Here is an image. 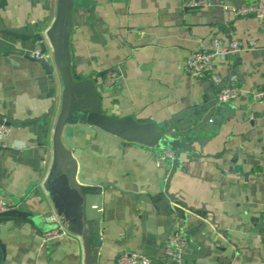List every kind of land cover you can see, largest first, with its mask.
<instances>
[{
	"label": "crops",
	"instance_id": "crops-1",
	"mask_svg": "<svg viewBox=\"0 0 264 264\" xmlns=\"http://www.w3.org/2000/svg\"><path fill=\"white\" fill-rule=\"evenodd\" d=\"M209 1L213 6L205 8L187 7V0L75 3L74 64L81 74L99 76L104 111L149 119L182 138L208 139L192 147L198 157L184 155L182 170L171 180L170 192L192 208L180 214L168 209L158 191V180L167 174L161 156L106 137L82 143L90 149L83 155L86 176H108L122 185L101 198L105 264L125 251L142 252L151 264H173L164 256V245L176 228L189 239L186 264H264V99L249 95L264 87V19L239 17L220 6L255 0ZM55 9V2L0 0V26L21 28L46 17L50 26ZM213 36L236 37L247 46L217 59L206 76H189L188 56ZM38 49L35 41L0 31V115L28 120L53 106V82L30 57ZM110 69L119 76L107 87L101 75ZM232 76L244 95L220 103L217 79L226 83ZM3 141L0 197L12 204L48 175L52 134L39 125L11 127ZM50 228L38 234L28 224L3 223V264H86L82 237L72 232L47 237Z\"/></svg>",
	"mask_w": 264,
	"mask_h": 264
},
{
	"label": "water",
	"instance_id": "water-1",
	"mask_svg": "<svg viewBox=\"0 0 264 264\" xmlns=\"http://www.w3.org/2000/svg\"><path fill=\"white\" fill-rule=\"evenodd\" d=\"M27 1L41 4L55 2L52 24L47 26L46 17L21 28L0 26V31L25 43L35 41L39 44L42 56L30 57L40 64L53 82L51 98L54 103L42 116L28 120L1 114L0 124L10 128L39 125L45 133L51 131L53 162L48 175L33 183L31 189L35 186L34 190L15 198L11 208L0 212V234L1 225L7 222L28 224L38 234L50 225V231L57 226L48 221L51 210H54L70 232L82 237L86 264H105L100 255L101 198L104 191L109 188L122 190V185L111 183L108 176L96 179L86 176L83 155L90 149L82 143L92 144L99 137H106L120 145L148 148L161 156L167 174L158 180V191L167 201L168 209L180 214L192 208L177 193L170 192L171 180L177 170H182L184 155L198 157L199 152L192 147L195 144L204 145L208 139L202 136L182 138L149 119L118 118L107 114L103 108L102 92L98 88L99 76L81 74L74 64V47L70 37L74 29L73 10L78 0ZM49 46L51 53L48 55ZM106 72L101 75L102 81ZM2 149L0 143V151ZM45 207L49 210L42 211ZM119 257L113 264H120ZM5 259L6 245L0 236V264Z\"/></svg>",
	"mask_w": 264,
	"mask_h": 264
},
{
	"label": "built area",
	"instance_id": "built-area-1",
	"mask_svg": "<svg viewBox=\"0 0 264 264\" xmlns=\"http://www.w3.org/2000/svg\"><path fill=\"white\" fill-rule=\"evenodd\" d=\"M187 7L205 8L213 6L209 0H187ZM220 6L239 17L255 16L264 19V0H255L252 2H244L239 4L221 3ZM246 44L232 37L230 40H224L219 36H213L208 44L201 46L199 49L190 53L185 63L184 69L186 73L193 78L204 77L213 71L215 61L217 59L226 60L239 53L246 48ZM34 57L42 56L40 49L34 52ZM118 71L110 69L106 72L105 86H112L118 79ZM219 84L216 98L220 103H229L244 95V92L238 84V78L232 76L226 83H222L221 79H217ZM251 95L255 100L264 99V87H258L252 90ZM10 130L5 124H0V143L6 146L3 138ZM12 207V204L4 197H0V212L6 211ZM48 221L57 226L45 235L47 237H64L69 234L68 228L62 223L60 216L56 212H52L48 216ZM189 244L186 234L179 228H176L169 236L164 245V256L173 264H186L184 261L185 252ZM120 264H151L148 255L138 251H125L120 254Z\"/></svg>",
	"mask_w": 264,
	"mask_h": 264
}]
</instances>
